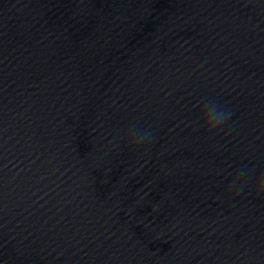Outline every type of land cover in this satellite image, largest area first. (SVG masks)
<instances>
[{
	"label": "water",
	"instance_id": "1",
	"mask_svg": "<svg viewBox=\"0 0 264 264\" xmlns=\"http://www.w3.org/2000/svg\"><path fill=\"white\" fill-rule=\"evenodd\" d=\"M0 264H264V0H0Z\"/></svg>",
	"mask_w": 264,
	"mask_h": 264
},
{
	"label": "clouds",
	"instance_id": "2",
	"mask_svg": "<svg viewBox=\"0 0 264 264\" xmlns=\"http://www.w3.org/2000/svg\"><path fill=\"white\" fill-rule=\"evenodd\" d=\"M203 107L201 108L200 116V127L207 132H214L217 129H220L225 125L231 118V112L221 104V102L216 98H206L205 101L201 102ZM153 131L150 128H142L135 124L130 125L128 131L125 133V136L122 137L127 139L130 145L139 147L144 143L148 142L153 136ZM247 174L241 172L237 176L229 187H233L237 182H241V188L244 187V182H246Z\"/></svg>",
	"mask_w": 264,
	"mask_h": 264
}]
</instances>
